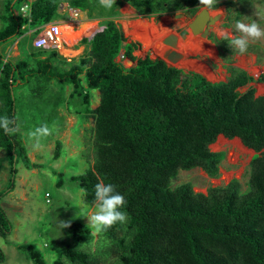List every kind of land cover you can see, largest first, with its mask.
Segmentation results:
<instances>
[{
    "label": "trees",
    "instance_id": "1",
    "mask_svg": "<svg viewBox=\"0 0 264 264\" xmlns=\"http://www.w3.org/2000/svg\"><path fill=\"white\" fill-rule=\"evenodd\" d=\"M25 1H3L0 46L24 34L27 20L16 10ZM61 2L91 9L89 0H34L30 24L54 21ZM122 2L155 19L177 11L193 17L201 6L199 0H118L117 7ZM230 4V0H219L217 7L229 10ZM117 7L103 17L107 20L101 30L80 39L89 49L76 60H66L57 48H37L31 52L30 64L28 59L7 58L0 47V116H15L17 123L24 120L25 105L19 107L16 91L23 87L36 98L31 106L46 105L40 110H46L47 120L62 103L76 106L84 118L91 114L93 161L70 179L83 190L88 207L94 205V186L100 182L116 185L127 200L126 230L114 226L88 252L79 246L90 228L81 222L72 224L73 242L62 247L52 264H264V93L256 95V88L249 85L264 84V72L254 76L233 66L234 49L213 36L209 39L226 57L230 76L225 81L211 82L163 59L137 57L133 53L140 43L126 42L121 26L113 20L119 14ZM89 18L95 17L89 14ZM120 53L135 63L126 67L123 58L118 59ZM52 81L72 87L67 98L61 90L50 93ZM242 87L247 88L241 91ZM92 89L99 92L94 108L90 107ZM219 135L237 137L254 150L247 189H241L237 178L209 186L205 193L194 191L190 182L171 187L170 180L179 170L197 167L210 177L218 175L224 152L210 145ZM60 146L57 139L54 158L60 155ZM0 149L9 162L8 185L1 196L14 186L18 158L28 168L30 163L19 130L6 135L0 129ZM60 177L57 185L62 184ZM11 229L0 205V237ZM17 248L33 264H46L35 245L18 244ZM4 260L0 247V263Z\"/></svg>",
    "mask_w": 264,
    "mask_h": 264
},
{
    "label": "rangeland",
    "instance_id": "2",
    "mask_svg": "<svg viewBox=\"0 0 264 264\" xmlns=\"http://www.w3.org/2000/svg\"><path fill=\"white\" fill-rule=\"evenodd\" d=\"M3 1L4 0H0V13L2 12ZM117 1L118 0H115V4L110 9L101 6L99 0H89L91 9L77 8L80 14L79 18L82 16L84 20L89 19L90 23L82 24L81 28L80 25L76 24L75 30H77V34L73 38L66 37L61 33L58 50L63 53L62 56H64L66 60H76L79 56L87 53L89 45L87 43H81L80 39L82 37L90 38L95 31L105 26L107 18L103 17H105L112 8L117 7ZM230 1L229 10H227L224 5H220L212 10H219L222 12L221 18H219L216 23L209 27V20L207 21L205 39L214 46L215 52L210 56L197 53L193 54L200 55V59L198 60L205 63L213 71L216 77L210 80L215 82L225 81L230 76V73L225 66L226 57L221 56L217 45L215 42L208 39V35L212 34L215 38L219 39H221L220 33L223 31L238 35L234 29V22L236 19L243 20L244 22H250L252 19H255L264 26V0ZM63 3L67 11L65 10V12H63L64 14H59L60 16L56 18L61 21L69 19V15L73 14L72 10H75V8H71L67 2H61L60 4ZM124 3L125 2H122L117 7L119 14L113 17L115 23L119 24L123 31L124 22L143 19L151 23V20H153L155 24H160L163 18L169 17L174 20L171 19L172 21L170 20L167 24L169 33L179 34V32H181V36L185 38V40L188 39L191 33L189 23L202 10L201 6L196 11L195 16L189 19L186 18V15L183 14L182 11H177L171 15L162 14L156 20L153 16L141 15L129 3H126L122 7ZM89 14H92L96 18H89ZM176 17H181V19H176ZM1 25L2 23L0 21V26ZM70 26L73 27L70 23L62 25L60 29ZM27 32L28 31H25L21 36L0 46L7 58L28 59L29 63L33 64L30 55L31 52L37 49L32 44L37 33L28 34ZM201 32H203V30ZM124 34L127 39H132L141 43L142 49L134 52L137 57H145L147 55L155 57L161 55V52L155 53L153 51L152 48L155 49L154 46H146L142 40L134 38L130 34L127 35L125 31ZM160 43L164 47H169L162 43V39H160ZM149 49L151 51H149ZM230 58L233 66L243 69L251 75L257 76L261 72H264V39L252 43L247 53L243 55L239 54L238 51L234 49V53ZM118 59H120L119 56ZM242 59H244L245 64L242 62ZM122 61L126 67H130L135 63L126 58H123ZM62 67L66 68L67 65L62 64ZM250 68L253 69L251 70ZM80 78L81 84L84 87L85 83L83 76L80 75ZM249 85H253L256 88V95L264 93V84L250 83ZM49 88L50 93H57L61 90L65 98L68 97L72 89L70 85L61 87L55 81L51 82ZM246 88L247 87H242L240 90L244 91ZM16 91L19 107L23 104L25 105V114H23L24 120L18 122V125L30 166L28 168L23 159L19 157L15 163L17 172L14 178V186L12 189L6 190L0 196V205L5 209L12 225L11 232L6 237H0V247L5 254V260L0 264H33L26 253L17 248L18 244L30 243L35 245L44 254L46 264H52L53 259L60 255L62 247L73 242L69 227L60 230L57 226V220L70 221V225L80 222L88 225L87 217L78 216L77 213L79 212V208L73 205L79 204L86 210H92L94 207V205L88 207L85 204L83 200V190L78 186L77 182L70 179L72 175L83 173L93 161L92 129L94 119L91 114H89L88 118L79 115L76 112L77 107L73 104L68 105L67 103H62L56 107L55 111H50L53 112V118L47 120V118L43 116V113L44 115L47 113L46 110L44 109V112L40 110L43 107L46 108L45 104H42L40 109L33 105L31 106L32 102L36 101V98L30 95V91L26 87L19 88ZM98 102L99 92L96 89H92L90 107H96ZM50 106H52V104H50ZM42 124H47L50 128H53L54 131L51 135L39 138L37 141V138H34L30 134ZM219 136L216 141L210 145L212 150L224 152L218 175L216 177H210L202 169L197 167L189 170H179L177 175L170 180L171 187H175L184 182H190L194 191L205 193L209 186L225 185L232 178H237L241 183V189L243 191L247 189L246 183L249 174V162L255 152L245 147L242 142L241 144L243 147L251 150V152H240L238 148L231 145L214 149L212 146L217 143ZM236 138L237 137L226 139L231 141ZM57 139L61 141V151L58 158H54ZM37 142L39 143V147H34ZM59 174H61V185H57ZM8 180V158L5 151L0 149V191L6 189ZM46 192H49V197L45 196ZM101 239L102 236L91 237L89 233L86 236L84 243L86 247L84 249L88 252H92ZM66 263L69 264L68 262Z\"/></svg>",
    "mask_w": 264,
    "mask_h": 264
},
{
    "label": "clouds",
    "instance_id": "3",
    "mask_svg": "<svg viewBox=\"0 0 264 264\" xmlns=\"http://www.w3.org/2000/svg\"><path fill=\"white\" fill-rule=\"evenodd\" d=\"M100 5L110 9L115 0H99ZM219 0H199L202 10L211 15L212 10L217 8ZM234 29L238 35L223 31L220 33L222 40L243 55L247 53L250 45L256 41L264 39V26L252 19L250 22L236 19ZM0 129L6 135H14L19 130L17 118L15 116H0ZM54 129L47 124L37 127L30 135L34 138L47 137L53 133ZM34 147H39L37 142ZM127 204L125 196L117 190V186L112 183H97L94 186V207L92 210H86L79 204L73 205L79 208L78 216H86L88 227L91 229V237L103 236L116 225H120L126 230L129 220L128 213L124 210ZM59 229L70 227V221L57 220ZM86 244H81L79 248L84 249Z\"/></svg>",
    "mask_w": 264,
    "mask_h": 264
},
{
    "label": "bare ground",
    "instance_id": "4",
    "mask_svg": "<svg viewBox=\"0 0 264 264\" xmlns=\"http://www.w3.org/2000/svg\"><path fill=\"white\" fill-rule=\"evenodd\" d=\"M198 15V20L195 21V23H193L191 26H189L191 33L188 39L185 41H179L178 50L181 49L185 55L198 53L210 56L215 52V48L205 39L206 29H203V32H201L200 29L204 27V23L207 19H212L213 22L211 23V25L216 23L219 18H221L222 12L219 10L212 11L211 15H209L206 11L201 10ZM171 19L172 18L165 17L161 20V23L158 25L148 23L143 19L137 21L124 22L123 28L127 35L130 34L134 38H139L146 46H154L155 49L153 48V51L155 53H158L161 52L164 48V46L160 43V39L161 37H163L164 34L169 32L167 24ZM176 19H181V17H176ZM72 28V26L62 28L60 29V33H62L66 37L68 36L73 38L76 36L77 30L74 31L72 30ZM242 62L245 64L244 59H242ZM177 65H184V67H188L190 69L203 73L208 79H214L216 77L213 71L205 63L198 59L183 60L178 62ZM250 69L252 70L253 68ZM226 145L236 147L240 152H251V150L243 147L239 138L229 141L222 135L219 136L217 143L214 144L212 147L214 149H218L221 147L223 148Z\"/></svg>",
    "mask_w": 264,
    "mask_h": 264
},
{
    "label": "built area",
    "instance_id": "5",
    "mask_svg": "<svg viewBox=\"0 0 264 264\" xmlns=\"http://www.w3.org/2000/svg\"><path fill=\"white\" fill-rule=\"evenodd\" d=\"M34 0H26L23 2L16 12L26 18L27 24L31 22V4ZM77 14V13H75ZM26 24V25H27ZM36 35L32 41L35 48H57L60 46V24L56 22H48L41 24L36 30ZM120 59L123 54H119Z\"/></svg>",
    "mask_w": 264,
    "mask_h": 264
},
{
    "label": "water",
    "instance_id": "6",
    "mask_svg": "<svg viewBox=\"0 0 264 264\" xmlns=\"http://www.w3.org/2000/svg\"><path fill=\"white\" fill-rule=\"evenodd\" d=\"M198 17H199V15H196L193 18V20L189 23V26H191L193 23H195V21L198 20ZM207 21L209 23H212L213 22L212 19H207L206 22H205V24L207 23ZM130 41H132V39H127L126 42H130ZM178 41H179V35H177V34H174L173 33L172 35L167 36L166 38L162 39V43L167 44L169 46V48H167L164 51L162 50L161 51V55H157L155 57H151V56H149V57L151 59H156V58L163 59L164 61L167 62L168 65H171V66L180 68V69H182L185 72H187V71H193V72L199 73L202 76H204L207 80H209L211 82H215V81H212V80L208 79L203 73H200V72L195 71L193 69H190L188 67H184V65H182V66H178L177 65V63L180 62V61H183V60H192L190 58H187V56L183 52H181V51L178 50ZM139 49H141V46L138 48V50Z\"/></svg>",
    "mask_w": 264,
    "mask_h": 264
},
{
    "label": "crops",
    "instance_id": "7",
    "mask_svg": "<svg viewBox=\"0 0 264 264\" xmlns=\"http://www.w3.org/2000/svg\"><path fill=\"white\" fill-rule=\"evenodd\" d=\"M127 2H125L123 5H122V7L126 4ZM65 10L67 11V9L64 7V3L63 4H60L59 5V9H58V12H59V14H64L63 12H65ZM72 12H73V14L72 15H69V19H65L64 21H61V20H57V19H55L54 21H52V22H56V23H59L60 24V26H62V25H66V24H72L73 25V28H72V30H74L75 31V28H76V24H78V25H80V28H81V25L82 24H85V23H90V20L89 19H87V20H84V18H82V16H81V18H79L80 17V14H79V12H78V9L77 8H75V10H72ZM75 13H77V14H75ZM60 16V15H59ZM96 18V17H95ZM99 18V17H98ZM92 20V19H91ZM146 21V20H145ZM150 21V20H149ZM152 21V23L153 24H155L154 22H153V20H151ZM76 22V23H75ZM148 22V21H147ZM148 23H151V22H148ZM155 25H158V24H155ZM40 25H34V24H27L26 26H25V31H28L27 33L29 34V33H36V30L38 29V27H39ZM79 28V29H80ZM102 29V28H101ZM101 29H99V30H101ZM205 30L206 28H205V23H204V27L203 28H201L200 29V31H202V30ZM98 31V30H97ZM96 32V31H95ZM94 32V33H95ZM124 32V31H123ZM93 33V34H94ZM92 34V35H93ZM173 33H167L166 35H164L163 37H161V39H164V38H166L167 36H170V35H172ZM175 34V33H174ZM125 35V34H124ZM177 35H179V41H185V38H183L180 34H177ZM179 41H178V43H179ZM164 44V43H163ZM165 45H167V44H165ZM168 46V45H167ZM167 48H169V47H164L163 48V51L164 50H166ZM153 49V48H152ZM73 50V49H72ZM138 50V49H137ZM139 50H141V49H139ZM150 50V49H149ZM181 50V49H180ZM179 50V51H180ZM59 51V53L61 54V55H63V53L60 51V50H58ZM135 52V51H134ZM181 52H182V50H181ZM134 54V53H133ZM198 54V53H197ZM135 55V54H134ZM136 56V55H135ZM187 56V58L188 57H191V56H193V54H189V55H186ZM30 57H32L31 55H30ZM33 59V58H32ZM193 60V59H192ZM263 84V83H262Z\"/></svg>",
    "mask_w": 264,
    "mask_h": 264
},
{
    "label": "flooded vegetation",
    "instance_id": "8",
    "mask_svg": "<svg viewBox=\"0 0 264 264\" xmlns=\"http://www.w3.org/2000/svg\"><path fill=\"white\" fill-rule=\"evenodd\" d=\"M200 7H201V6H199L198 9H199ZM198 9H197V10H198ZM159 16H160V15H159ZM159 16H158V17H159ZM194 16H195V15H194ZM194 16H193V17H194ZM158 17H157V18H158ZM186 18L189 19V18H191V17H187V16H186ZM156 20H157V19H156ZM207 24H208V23L205 24V28H207V27H206ZM210 26H211V23H210L209 27H210ZM209 27H208V28H209ZM179 34L181 35V32H179ZM182 35H183V34H182ZM183 36H184V35H183ZM210 36H213V35H212V34H209V35H208V39H209ZM213 37H214V36H213ZM214 38H215V37H214ZM215 39H216V40H221L222 38H221V39H219V38H215ZM139 43H140V42H139ZM215 44H216V43H215ZM140 46H141V43H140ZM141 49H142V48H141ZM149 51H151V50H149ZM147 56H148V55H147ZM188 58H190V59H200V55H193V56L188 57ZM205 60H206V59H205Z\"/></svg>",
    "mask_w": 264,
    "mask_h": 264
}]
</instances>
